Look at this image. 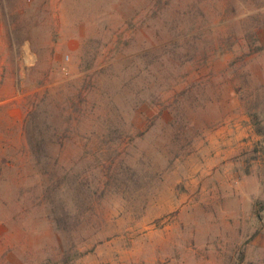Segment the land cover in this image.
<instances>
[{"label": "rangeland", "instance_id": "rangeland-1", "mask_svg": "<svg viewBox=\"0 0 264 264\" xmlns=\"http://www.w3.org/2000/svg\"><path fill=\"white\" fill-rule=\"evenodd\" d=\"M0 264H264V0H0Z\"/></svg>", "mask_w": 264, "mask_h": 264}, {"label": "built area", "instance_id": "built-area-1", "mask_svg": "<svg viewBox=\"0 0 264 264\" xmlns=\"http://www.w3.org/2000/svg\"><path fill=\"white\" fill-rule=\"evenodd\" d=\"M3 1H12V0H3Z\"/></svg>", "mask_w": 264, "mask_h": 264}, {"label": "crops", "instance_id": "crops-1", "mask_svg": "<svg viewBox=\"0 0 264 264\" xmlns=\"http://www.w3.org/2000/svg\"><path fill=\"white\" fill-rule=\"evenodd\" d=\"M1 1H3V0H1Z\"/></svg>", "mask_w": 264, "mask_h": 264}]
</instances>
